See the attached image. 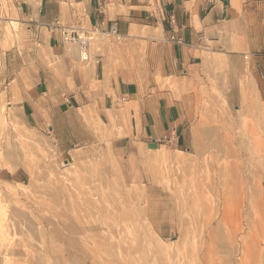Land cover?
I'll use <instances>...</instances> for the list:
<instances>
[{
  "label": "crops",
  "instance_id": "1",
  "mask_svg": "<svg viewBox=\"0 0 264 264\" xmlns=\"http://www.w3.org/2000/svg\"><path fill=\"white\" fill-rule=\"evenodd\" d=\"M72 29L87 39V59L64 40ZM244 103L264 115V0H0V104L20 115L21 135L48 138L62 161L79 145L188 148L207 122L238 118ZM25 163L16 168H35ZM11 175L2 182L20 185ZM131 190L109 184L102 198ZM47 192L55 206L90 198L79 187Z\"/></svg>",
  "mask_w": 264,
  "mask_h": 264
},
{
  "label": "rangeland",
  "instance_id": "2",
  "mask_svg": "<svg viewBox=\"0 0 264 264\" xmlns=\"http://www.w3.org/2000/svg\"><path fill=\"white\" fill-rule=\"evenodd\" d=\"M75 47L79 48L76 45ZM244 99L251 100L247 95L244 96ZM248 107L246 103L238 104V110L242 111L243 114L236 116L234 108V117L238 118L231 121L217 119L207 122L203 127V135H196L193 144L189 145L188 148L169 146L155 151L137 148L132 149V151L116 152L105 149L104 146L90 148L88 145H79L71 150L66 161H62L56 145L50 142L48 138L26 131H24V135H21L20 115L13 109V106L0 104V165L5 164L6 166L5 168L0 166V264H15L16 261L20 264H36L32 257L40 251L31 245L29 239L31 232L21 228L24 214L20 212H26L25 214L35 221L37 227L38 221H40L39 226L49 248L48 259L51 264H73L76 258L81 260L82 264H105V259L101 257L91 260L84 246H88L89 243H82L81 238L83 236L74 233L73 229L72 232H69L68 229L66 232L65 223H60V220L64 218L63 215L71 217L74 213L86 219L85 214L87 212H94L101 226L102 216H97L98 214L95 212H124L128 207L130 208L126 212H132L135 205L143 212L152 214L154 231L161 245L170 251L172 256L177 255L179 251L176 247L179 246L180 237L175 231L174 224L166 215L171 211L167 205L169 203L167 200L168 192L161 191V187L152 182L149 176V168L142 166V163L146 157L151 156L155 163L162 164L163 162L171 167L172 165L177 166L182 161L181 158H194L195 161L192 165L196 167L200 154L199 156L196 154L195 145L197 137L200 136L203 140L211 139V145L209 144V148H207L205 158L216 159L217 165L241 163L246 158L244 153H238L234 150H239L241 143L247 140L248 125L252 119L255 120L253 122L255 131L264 142V115ZM217 139L220 140L221 145ZM7 153L16 159L17 165L20 166V161L26 162L27 166L35 163V168H27L25 165L16 168L17 165L11 159L5 160ZM261 160L263 164L264 158ZM15 172H18L20 185L2 182V179L12 180L14 177L11 173L14 174ZM31 173L37 177L35 188L30 187V181L33 178ZM78 179L82 182H79ZM191 179L195 180L193 177ZM109 184L126 186L127 188L136 186V190H131L133 191L131 194L118 193L112 199H104L102 198L105 195L102 193L103 187L106 188ZM258 185L257 209L259 212L256 213L258 217L264 220V181H260ZM77 187L85 188L89 192L90 198L85 200L74 198L62 202V206H54L53 209L42 206L39 211L36 210L34 203L49 197L48 188L62 191L64 194L66 190H75ZM92 188L95 192L92 191ZM23 192L25 196L22 195ZM206 196L209 197L210 202L213 201L211 192L207 193ZM44 202L48 203V201L41 203L45 204ZM241 214L246 215L248 212H241ZM247 230V222L244 220L242 230L237 234L239 236L242 233L246 235ZM109 235H111L110 232ZM72 239L77 240L76 245L69 242ZM258 244L264 253V235L259 237ZM116 245L118 246V244ZM235 257L233 264H236L237 259L241 256L236 254ZM256 259H248L246 264H260V254ZM107 261L113 264L112 260ZM114 262V264H118V262Z\"/></svg>",
  "mask_w": 264,
  "mask_h": 264
},
{
  "label": "bare ground",
  "instance_id": "3",
  "mask_svg": "<svg viewBox=\"0 0 264 264\" xmlns=\"http://www.w3.org/2000/svg\"><path fill=\"white\" fill-rule=\"evenodd\" d=\"M198 145L200 156L196 167L182 159L177 166L171 167L149 164L152 182L157 183L161 191L168 192L167 205L171 211L166 215L180 237L177 255L172 256L161 245L154 231L152 214L135 205L132 212H126L130 207L124 212H95L102 216L101 226L94 212H87L86 219L76 213L66 216L71 219L69 228L83 236L80 237L82 243H89L84 246L91 260L101 257L105 264H112L107 260H112L113 264L114 261L118 264H233L236 254H239L241 257L236 264H246L248 259L255 260L260 254V264H264V253L258 244L259 237L264 235V220L256 213L259 212L258 184L264 181L262 138L251 128L243 144L242 153L246 158L236 164L217 165L216 159L205 158L208 140L202 138ZM209 192L213 196L212 202L206 196ZM55 204L56 201L52 200L44 206L53 208ZM20 213L24 214L21 228L31 232V245L40 251L33 255L34 262L51 264L43 231L26 212ZM244 220L248 230L246 235L242 233L239 236L237 233L242 230ZM70 242L77 244V240ZM73 264L81 263L74 260Z\"/></svg>",
  "mask_w": 264,
  "mask_h": 264
},
{
  "label": "built area",
  "instance_id": "4",
  "mask_svg": "<svg viewBox=\"0 0 264 264\" xmlns=\"http://www.w3.org/2000/svg\"><path fill=\"white\" fill-rule=\"evenodd\" d=\"M64 40L72 45L78 46L81 50H83V59H87V54L84 51L87 47V39L80 35L75 29H72L71 33H66L64 35Z\"/></svg>",
  "mask_w": 264,
  "mask_h": 264
}]
</instances>
